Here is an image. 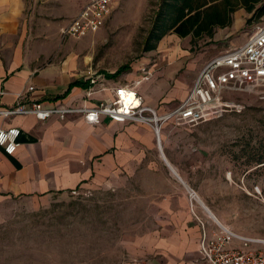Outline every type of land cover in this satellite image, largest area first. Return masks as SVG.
I'll use <instances>...</instances> for the list:
<instances>
[{"label": "rangeland", "instance_id": "rangeland-1", "mask_svg": "<svg viewBox=\"0 0 264 264\" xmlns=\"http://www.w3.org/2000/svg\"><path fill=\"white\" fill-rule=\"evenodd\" d=\"M115 1L113 15L102 29L79 39L67 36L61 49L76 47L91 54L80 74L84 78L90 71L105 76L129 64L130 70L118 77L127 86L134 85L136 74L144 82L151 81L153 64L168 65L176 54L185 68L170 81L164 95L169 100L151 106L159 116L180 104L183 84L190 83L189 77L193 81L188 66L199 68L244 44L264 24V17L254 19L241 8L232 15L231 25L217 28L212 38L193 40L171 32L155 50L146 51L160 0ZM35 4L27 5L25 13L63 6L47 7L45 0ZM28 24L31 33L49 28L40 21ZM158 50L165 51L164 56ZM228 98L238 99L244 110L196 125L176 120L159 124L164 155L182 181L163 160L154 129L143 124L138 132L147 139L128 133L120 153L111 163L99 162L86 185L47 198L3 199L0 264H162L167 251L183 252L197 244L193 209L216 223L197 200L192 201L191 190L236 234L264 241V100L241 93ZM250 246L264 251V242Z\"/></svg>", "mask_w": 264, "mask_h": 264}, {"label": "crops", "instance_id": "crops-1", "mask_svg": "<svg viewBox=\"0 0 264 264\" xmlns=\"http://www.w3.org/2000/svg\"><path fill=\"white\" fill-rule=\"evenodd\" d=\"M32 2L36 7V0H0V109H11L30 101L40 102L46 108L95 107L116 99V90L120 87L137 91L145 104L152 107L157 106L158 100H169L164 95L169 92L170 81L185 68V62L176 60V54L170 56L173 61L168 65L161 61L153 64L150 69L153 79L149 82L140 80L136 74L134 85L127 86L118 78L120 75L116 81L112 80L114 72L105 76L96 73L97 82L92 84L89 76H80L91 61V54L80 52L76 47L61 49L65 38L62 30L77 16L86 0H45L47 7L49 4L63 6L55 11L35 9L31 14L25 13L26 6ZM28 21H40L49 28L31 33ZM157 52L164 56L165 51ZM208 61L199 68L188 66L193 81L189 77L190 83L183 84L181 102ZM75 82H85L86 87H71ZM29 87L34 90L29 91ZM128 125H132L131 130ZM139 126L145 127L110 117L90 123L81 114L45 122L33 115L0 116V130L12 127L21 130L20 145L13 155H7L0 148V202L16 197L47 198L55 192L86 185L99 162L111 163L114 155L120 153L122 144L129 139L128 133L142 141L147 139L138 132ZM193 223L192 227L198 229L197 244L194 242V246L183 252L180 249L167 251L162 264H208L200 249V226L197 220Z\"/></svg>", "mask_w": 264, "mask_h": 264}, {"label": "built area", "instance_id": "built-area-1", "mask_svg": "<svg viewBox=\"0 0 264 264\" xmlns=\"http://www.w3.org/2000/svg\"><path fill=\"white\" fill-rule=\"evenodd\" d=\"M115 0H86L80 12L66 28L63 37L80 38L91 31L102 29L112 15ZM92 84L97 82L93 72H88ZM33 91L34 87H29ZM127 88L116 90V99L101 102L95 107L84 105L75 107L60 105L44 107L40 102L19 103L11 109H0V116L33 115L40 121L52 118L65 120L69 116L81 114L90 123H99L110 117L118 122H136L151 126L156 135L161 131L160 123L176 120L182 124L196 125L222 118L229 112H240L245 106L238 99L228 98L229 94L254 95L264 100V24L258 26L254 34L242 45L210 60L196 77L186 98L172 111L159 116L157 111L145 104L144 98L134 90L141 101L139 107L123 111L122 93ZM20 96V94L18 95ZM21 130L16 127L0 130V148L7 155H13L19 148ZM192 201L196 192H190ZM201 229L200 249L208 264H264V252L252 248L251 240L241 237L229 228L218 223L210 224L193 209Z\"/></svg>", "mask_w": 264, "mask_h": 264}, {"label": "trees", "instance_id": "trees-1", "mask_svg": "<svg viewBox=\"0 0 264 264\" xmlns=\"http://www.w3.org/2000/svg\"><path fill=\"white\" fill-rule=\"evenodd\" d=\"M241 8L252 13L254 19L264 17V0H160L146 51L155 50L157 43L171 32L180 38L191 36L193 40L204 36L212 38L217 28L231 25L232 15ZM128 70L129 64L122 65L111 77ZM74 86L86 87V83L75 82L71 87Z\"/></svg>", "mask_w": 264, "mask_h": 264}, {"label": "bare ground", "instance_id": "bare-ground-1", "mask_svg": "<svg viewBox=\"0 0 264 264\" xmlns=\"http://www.w3.org/2000/svg\"><path fill=\"white\" fill-rule=\"evenodd\" d=\"M135 92L134 90H130V89H127L125 91H123L122 93V101H121V105H122V110L123 111H127V112H130V109H134V108H137L140 106L141 104V101L138 100L135 96ZM157 137V142H158V148L160 150V154L162 155V152L164 153L163 151V147L161 145V134L159 133L158 136L156 135ZM164 155V154H163ZM162 155V158L163 160L165 161L166 165L168 166V168L170 169V171L179 179L182 181L181 177L179 176L176 168L169 162V160L167 159L166 156H163ZM197 195V193H196ZM196 200L197 202L201 205V207L204 209V211L209 215L210 218H212L216 223L222 225L223 227H227L226 225H224L223 223H221L216 217L215 215L212 213V211L207 207V205L200 199V197L197 195L196 196ZM228 228V227H227ZM259 242H264V241H259Z\"/></svg>", "mask_w": 264, "mask_h": 264}, {"label": "water", "instance_id": "water-1", "mask_svg": "<svg viewBox=\"0 0 264 264\" xmlns=\"http://www.w3.org/2000/svg\"><path fill=\"white\" fill-rule=\"evenodd\" d=\"M164 153L162 152V155H163ZM163 156H165V155H163Z\"/></svg>", "mask_w": 264, "mask_h": 264}]
</instances>
